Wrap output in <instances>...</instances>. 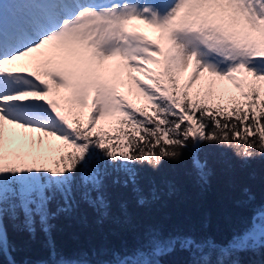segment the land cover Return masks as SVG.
I'll use <instances>...</instances> for the list:
<instances>
[{
	"label": "snow or ice",
	"instance_id": "obj_1",
	"mask_svg": "<svg viewBox=\"0 0 264 264\" xmlns=\"http://www.w3.org/2000/svg\"><path fill=\"white\" fill-rule=\"evenodd\" d=\"M18 61L17 71L6 69ZM17 130L39 136L12 148ZM213 148L241 162L264 159V0H43L7 23L0 9L4 264H17L20 250L6 219L25 245L39 236L47 251L21 264H164L176 252L188 254L186 264H243L242 253L264 254V204L222 242L148 228L130 250L102 249L110 259L57 249L53 221L80 204L97 224L128 223L126 200L112 217L110 187L130 191L138 207L158 199L144 169L187 154L207 183Z\"/></svg>",
	"mask_w": 264,
	"mask_h": 264
},
{
	"label": "trees",
	"instance_id": "obj_2",
	"mask_svg": "<svg viewBox=\"0 0 264 264\" xmlns=\"http://www.w3.org/2000/svg\"><path fill=\"white\" fill-rule=\"evenodd\" d=\"M206 155L209 175L205 184L197 179L187 154L179 163H164L157 172L144 169L158 189V199L144 207L135 204L130 191L110 187L112 217L120 215L118 201L128 202L126 224L116 223L113 218L97 224L95 213L85 204H80L71 216H60L53 221L57 249L66 257L88 253V258L96 261L111 258L100 255L102 249L110 253L113 249L123 251L138 246L148 228H156L163 235H210L221 242L241 231L253 209L264 204V159L241 162L230 152L215 148L207 150ZM142 183L147 190L148 185ZM245 188L253 200L248 201L243 195ZM5 224L9 240L20 249L12 253L17 264L47 257L39 236L36 242L25 245L26 236L15 232L7 219ZM241 259L243 264H264V254L242 253ZM163 260L164 264H186L188 254L176 252ZM0 264L4 261L0 260Z\"/></svg>",
	"mask_w": 264,
	"mask_h": 264
},
{
	"label": "rangeland",
	"instance_id": "obj_3",
	"mask_svg": "<svg viewBox=\"0 0 264 264\" xmlns=\"http://www.w3.org/2000/svg\"><path fill=\"white\" fill-rule=\"evenodd\" d=\"M148 2H159V0H148ZM10 4V7H6L5 4ZM43 6V0H0V9L3 11L4 20L7 22H11L12 20L28 13L31 11H35ZM10 42V37L5 36V43ZM22 62H16L14 64L15 71L18 70V66H20ZM10 65H6V69L9 68ZM138 75V74H137ZM142 78V77H141ZM17 132L20 134L21 140H18L17 143H14L11 145L12 148L17 147H24L27 149L28 144L26 142V137H38V133H28L24 134L22 130H17ZM21 141H25L21 143Z\"/></svg>",
	"mask_w": 264,
	"mask_h": 264
},
{
	"label": "bare ground",
	"instance_id": "obj_4",
	"mask_svg": "<svg viewBox=\"0 0 264 264\" xmlns=\"http://www.w3.org/2000/svg\"><path fill=\"white\" fill-rule=\"evenodd\" d=\"M15 68L16 67L14 65H10L8 69L15 71Z\"/></svg>",
	"mask_w": 264,
	"mask_h": 264
}]
</instances>
